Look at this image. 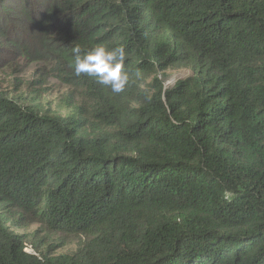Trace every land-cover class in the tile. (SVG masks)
Instances as JSON below:
<instances>
[{"label":"trees","instance_id":"trees-1","mask_svg":"<svg viewBox=\"0 0 264 264\" xmlns=\"http://www.w3.org/2000/svg\"><path fill=\"white\" fill-rule=\"evenodd\" d=\"M99 44L125 47L120 93L74 73ZM39 54L83 104L0 93V264H264V0H0V72ZM32 224L77 251L29 252Z\"/></svg>","mask_w":264,"mask_h":264},{"label":"rangeland","instance_id":"rangeland-1","mask_svg":"<svg viewBox=\"0 0 264 264\" xmlns=\"http://www.w3.org/2000/svg\"><path fill=\"white\" fill-rule=\"evenodd\" d=\"M165 74V86L171 88L178 81L190 77L192 72L169 67ZM68 76L67 71L60 69L56 55H32L29 60H16L13 68L0 72V93L41 114L66 117L83 104L82 92L71 88ZM83 112L89 116L90 107H85ZM17 232L26 236L29 252H33L32 244H38L45 252L73 254L80 244V239L75 236L50 232L38 224L28 225Z\"/></svg>","mask_w":264,"mask_h":264},{"label":"clouds","instance_id":"clouds-1","mask_svg":"<svg viewBox=\"0 0 264 264\" xmlns=\"http://www.w3.org/2000/svg\"><path fill=\"white\" fill-rule=\"evenodd\" d=\"M74 52L73 67L76 76L85 74L92 77L98 84L110 87L114 93L122 92L129 83V74L125 70L127 53L123 45L110 48L99 44L83 55L80 54V48H75Z\"/></svg>","mask_w":264,"mask_h":264},{"label":"flooded vegetation","instance_id":"flooded-vegetation-1","mask_svg":"<svg viewBox=\"0 0 264 264\" xmlns=\"http://www.w3.org/2000/svg\"><path fill=\"white\" fill-rule=\"evenodd\" d=\"M137 61H140V59H137Z\"/></svg>","mask_w":264,"mask_h":264}]
</instances>
